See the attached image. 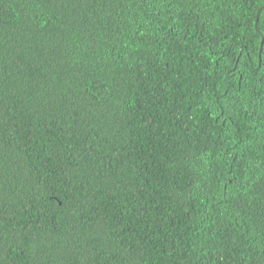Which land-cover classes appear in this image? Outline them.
Segmentation results:
<instances>
[{
  "label": "trees",
  "instance_id": "obj_1",
  "mask_svg": "<svg viewBox=\"0 0 264 264\" xmlns=\"http://www.w3.org/2000/svg\"><path fill=\"white\" fill-rule=\"evenodd\" d=\"M0 264H264V0H0Z\"/></svg>",
  "mask_w": 264,
  "mask_h": 264
}]
</instances>
